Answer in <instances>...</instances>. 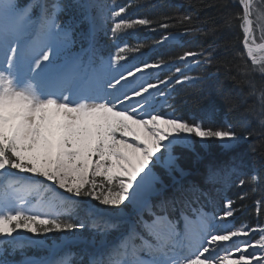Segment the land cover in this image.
<instances>
[{
	"label": "snow or ice",
	"instance_id": "1",
	"mask_svg": "<svg viewBox=\"0 0 264 264\" xmlns=\"http://www.w3.org/2000/svg\"><path fill=\"white\" fill-rule=\"evenodd\" d=\"M236 2L239 13L220 3L199 20L133 17L134 0H0V264H264V198L254 224L236 222L232 199L217 202L234 176L253 191L264 183V0ZM237 27L244 52L221 43ZM190 35L211 42L193 48ZM170 48L182 51H159ZM185 84L192 91L174 96ZM205 85L234 119L205 105ZM253 136L259 168L236 152ZM213 140L234 155L209 162L203 183L188 180L181 159L203 160Z\"/></svg>",
	"mask_w": 264,
	"mask_h": 264
},
{
	"label": "trees",
	"instance_id": "2",
	"mask_svg": "<svg viewBox=\"0 0 264 264\" xmlns=\"http://www.w3.org/2000/svg\"><path fill=\"white\" fill-rule=\"evenodd\" d=\"M21 3L27 2V0H20ZM131 0H116V3L119 5H125L130 3ZM220 3H228L231 10L234 13L240 12V5L236 2V0H134V7H132L130 11V15L133 17L135 16H144L147 15L152 18H158L162 15L167 16H182L184 14H187L189 12H195V17L199 20H210L211 18L218 17L219 9L217 7H213V5H218ZM71 16V13H69L68 16L63 17L64 19H68ZM171 31H175V29H170ZM162 34V30H157L156 32L149 33L148 35L152 39H157ZM104 43L106 44L107 48L111 52H115L116 44L113 43L107 36L102 37ZM126 39V38H125ZM186 40L190 41V46L195 48L197 44L203 42V43H210V40H205L203 37H200L199 35H190L185 37ZM242 40V33L240 32L239 28L237 27L233 31L226 32L224 35V40L221 41V43L227 41L231 44L235 45V50L244 52V48L241 45ZM127 42L132 43L133 41L127 40ZM161 52L166 53L165 58H168L169 56H175L179 54L182 50L179 48H170V49H161L159 50ZM217 58L218 60L224 59V53L222 49L217 50ZM155 58V57H153ZM228 60H230L233 64L236 63H242L239 58H233L232 54H229L227 57ZM247 63L251 64L250 60H247ZM175 66H181L179 64H176ZM174 70V69H173ZM208 72L213 73V80L219 79L223 80L225 83V87L229 90L233 89V82L229 79H225V73L224 70L221 68L220 72H217L216 67L210 66L207 69ZM200 69L194 68V70L190 73L191 75H197L199 74ZM161 77L163 78L164 75L169 74L165 71H161ZM231 75H236L235 69L231 72ZM257 83L260 82V76L257 75L255 77ZM175 92L174 95L177 97H183L186 96L187 93L192 91L193 86L190 85H174ZM245 91H247V88H245ZM202 95L208 97V99L205 100V105L210 104L211 102L215 101L216 105L219 107L220 112L218 114V118L220 121H222L225 117L224 115H227L228 119H234L233 114L228 113L227 108L220 102L219 98L215 96L213 93L211 96H209V89L207 85L203 86V92ZM254 101L252 99H249V104H252ZM191 106H185L181 109V114H187L189 111H192ZM255 129L257 132L260 131L257 123L255 120H252L251 125L249 127V130ZM243 145V147H245ZM209 148L210 153L206 154L205 150H201V155L203 156V160L201 161H194L191 157H185L182 158L180 161V164L185 169L192 170L191 173L188 175V180H196L197 182L203 183V177L206 171V165L209 162H215V157H223L228 156L227 159L222 160L220 162H226L229 160V158L234 155V153L226 154L222 152L220 145L216 141H210L209 142ZM255 148L256 150L253 151L252 149ZM262 148L260 145V138L259 136H253L251 137V141H249L248 146L246 149L243 150V152H237L241 153L243 155V159L246 162L247 165L259 168L260 167V152ZM226 154V155H225ZM204 166V173H198L195 175L196 170L201 166ZM242 173L245 172H251V167H244L241 169ZM240 179L247 180V176L240 174L233 177V182L222 191L217 192V202L224 197H229L233 201L236 202V208L238 209V212L242 218V221L248 222L250 224H254L257 220V216L255 213L254 204L256 200H259L261 198H264V183H260L255 185L256 191H253L252 188L254 187L251 184H245L244 186H241L239 184ZM62 191V190H61ZM247 194L246 198L241 201L239 199L240 196ZM60 237V234H57L56 238L58 239ZM51 238V234H50ZM73 251H78V249L73 248ZM27 255H35L39 256L42 253L35 250V249H27L25 250ZM21 254L19 251H17L15 254L9 257V259H15L20 260Z\"/></svg>",
	"mask_w": 264,
	"mask_h": 264
},
{
	"label": "bare ground",
	"instance_id": "3",
	"mask_svg": "<svg viewBox=\"0 0 264 264\" xmlns=\"http://www.w3.org/2000/svg\"><path fill=\"white\" fill-rule=\"evenodd\" d=\"M193 68H195V66L193 65ZM192 72V71H191ZM191 72H187L186 71V73H191ZM191 76H194V75H191ZM224 117L225 118H227V115L225 114L224 115ZM228 119V118H227ZM249 141H251V138H249L248 140H246V141H244L237 149H236V151L238 152H243V150L244 149H246V147L248 146V144H249ZM246 144V146L245 147H243V145H245ZM205 153H210V148H209V144H208V147H207V149L205 150ZM225 153V152H224ZM226 154H231V152H229V153H226ZM225 154V155H226ZM227 157L228 156H223V157H215L214 158V161L215 162H220V161H222V160H225V159H227ZM181 165V164H180ZM204 166L205 165H201L197 170H196V172H195V175L196 174H198V173H204ZM181 167H183L182 165H181ZM184 168V167H183ZM185 169V168H184ZM185 171H187V170H185Z\"/></svg>",
	"mask_w": 264,
	"mask_h": 264
},
{
	"label": "rangeland",
	"instance_id": "4",
	"mask_svg": "<svg viewBox=\"0 0 264 264\" xmlns=\"http://www.w3.org/2000/svg\"><path fill=\"white\" fill-rule=\"evenodd\" d=\"M257 36L259 37V32H257ZM257 43L258 44H260V43H264V41H261V40H259V39H257ZM258 54H264V53H258ZM250 60V59H249ZM177 78H179V77H177ZM165 110H167V109H165ZM225 119V118H224ZM177 179H179L178 177H177ZM240 214H238L237 213V216H239ZM238 223H240L239 221H238Z\"/></svg>",
	"mask_w": 264,
	"mask_h": 264
},
{
	"label": "water",
	"instance_id": "5",
	"mask_svg": "<svg viewBox=\"0 0 264 264\" xmlns=\"http://www.w3.org/2000/svg\"><path fill=\"white\" fill-rule=\"evenodd\" d=\"M222 152H224L223 150H221ZM206 154H209V153H206ZM185 170H187L186 172H188L189 174L191 173V171L192 170H190V169H185ZM179 178V177H178Z\"/></svg>",
	"mask_w": 264,
	"mask_h": 264
}]
</instances>
